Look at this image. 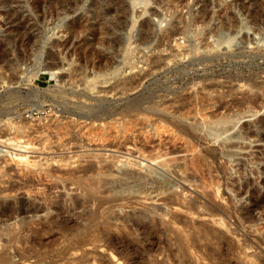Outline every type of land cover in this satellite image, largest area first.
<instances>
[{
	"label": "rangeland",
	"instance_id": "obj_1",
	"mask_svg": "<svg viewBox=\"0 0 264 264\" xmlns=\"http://www.w3.org/2000/svg\"><path fill=\"white\" fill-rule=\"evenodd\" d=\"M129 1L0 0V264H264V0Z\"/></svg>",
	"mask_w": 264,
	"mask_h": 264
},
{
	"label": "bare ground",
	"instance_id": "obj_2",
	"mask_svg": "<svg viewBox=\"0 0 264 264\" xmlns=\"http://www.w3.org/2000/svg\"><path fill=\"white\" fill-rule=\"evenodd\" d=\"M136 2H138V3H142V4H146L147 2H148V0H135ZM243 27H245L244 25H242ZM231 40L230 39H227V43L229 44V42H230ZM16 98V97H15ZM213 130V129H212ZM211 129H210V133L212 134L213 133V131L214 132H216L217 131V133L218 132H220L219 130H217L216 128L212 131ZM209 131V130H208ZM212 131V132H211ZM221 132H222V130H221ZM208 133V132H207ZM209 133V134H210ZM214 134V133H213ZM218 135V134H217ZM161 163V162H160ZM128 172H130V171H128ZM125 173V172H124ZM133 173V172H132ZM132 173L130 174V175H132ZM101 174H102V172H101ZM104 174V173H103ZM134 174V173H133ZM110 175H112V174H110ZM109 175V177H111ZM124 175V174H123ZM96 176H99V174L97 173V175ZM101 176V175H100ZM125 176V175H124ZM135 176V175H134ZM102 177V176H101ZM107 177V176H106ZM109 177H107L108 179H109ZM119 177V176H118ZM133 177V176H132ZM136 177V176H135ZM139 177H141L140 176V174H139ZM138 177V178H139ZM113 178V177H112ZM122 178V177H121ZM126 178V177H125ZM130 178V177H129ZM96 179V178H95ZM102 179V178H101ZM133 179V178H132ZM131 179V180H132ZM135 179H137V178H135ZM104 180V179H103ZM114 180V179H113ZM122 180V179H121ZM125 180V179H124ZM128 180V179H127ZM93 181V180H92ZM96 181V180H95ZM94 181V182H95ZM108 181V180H107ZM126 181V180H125ZM124 181V182H125ZM128 181H130V180H128ZM139 180H137V182H138ZM105 182V181H104ZM109 182H112V180L110 179V181ZM108 182V183H109ZM117 182V181H116ZM121 182V181H120ZM134 182V181H133ZM88 183V182H87ZM93 183V182H92ZM91 183V184H92ZM98 183V182H97ZM97 183H96V185H97ZM141 183V182H140ZM139 183V184H140ZM81 185H82V183H80ZM114 184H115V182H114ZM113 184V185H114ZM86 186L87 185H89V184H85ZM120 185V184H119ZM89 186H91V185H89ZM94 185L92 184V187H93ZM116 186V185H115ZM141 186V185H140ZM143 186V185H142ZM82 187H84V189H85V191L86 192H89L91 189L89 188V187H85V186H83L82 185ZM97 187V186H96ZM104 187H105V185H104ZM109 187V186H108ZM114 187V186H113ZM120 187V186H119ZM94 188H95V186H94ZM101 188V187H100ZM110 188V187H109ZM116 188V187H115ZM98 189V188H97ZM93 190V189H92ZM106 190V189H105ZM95 191V190H94ZM94 191H93V193H94ZM91 192V191H90ZM89 192V193H90ZM97 192V191H96ZM95 192V193H96ZM89 193H88V195H89ZM92 193V192H91ZM90 193V194H91ZM93 193H92V195H93ZM90 196V195H89ZM89 196H87V197H89ZM92 197L93 196H91V199H92ZM86 199V198H85ZM88 199H90V198H87V200ZM90 199V200H91ZM166 199V198H165ZM171 199V198H170ZM90 200H89V202H90ZM94 201H95V198H94ZM102 201V200H101ZM101 201H99V202H101ZM92 202V201H91ZM105 202V201H104ZM165 202H171V200L169 201V200H164V204H167V203H165ZM173 202V201H172ZM98 204V203H97ZM172 204V203H171ZM99 205V204H98ZM97 205V206H98ZM2 206V205H1ZM11 205H9V206H7V207H1L0 208V214H2L5 218L8 216H11L12 214H26V213H36V212H38V209L39 208H37V207H31V206H28V205H26L22 200H20L19 202H18V205H16V207H14V208H11L10 207ZM34 206V205H33ZM101 206V205H100ZM39 207V206H38ZM55 207V206H54ZM147 208V207H146ZM43 210V209H42ZM142 210H146V209H142ZM141 210V211H142ZM49 211V210H48ZM148 208H147V210L146 211H144V213H141V214H138L139 216L137 217V216H135L136 217V220L134 221V224H135V231H138L139 233H141V235H142V237L144 236V238L145 239H151L152 240V238H154V240H155V236L153 237V234L155 233L152 229L153 228H151L149 225L150 224H147V222H146V218H148L147 216H149V215H147V213H148ZM49 213H50V211H49ZM150 213V212H149ZM147 216H146V215ZM96 214H92V216H95ZM23 216V215H22ZM146 216V217H145ZM10 218V217H9ZM55 218V217H54ZM58 218V217H57ZM8 219V218H7ZM53 219V218H52ZM59 219V218H58ZM56 220V221H52V224H53V228H54V226L56 227V228H58L60 231H62V232H64V235H68L71 231H73V229H72V227L73 226H71V224L72 225H76V223H73L72 222V220H71V218H69V217H67V218H60L59 220ZM73 219V218H72ZM149 219V218H148ZM147 219V220H148ZM51 219L49 218V223H51V221H50ZM145 222H146V224H145ZM149 223V222H148ZM45 224V223H44ZM55 224V225H54ZM74 225V226H75ZM79 225V224H78ZM78 225H76V226H78ZM21 226V225H20ZM84 225H82V228H84L83 227ZM86 226V225H85ZM47 227V226H46ZM49 227V226H48ZM51 227V226H50ZM49 227V228H50ZM79 227V226H78ZM88 227V226H87ZM86 227V228H87ZM133 227V228H134ZM48 229V228H47ZM75 229H78V231H79V228H76L75 227ZM80 229H81V227H80ZM54 230H57V229H54ZM77 231V232H78ZM81 231V230H80ZM76 232V230H75V233H77ZM72 234L74 233V232H71ZM70 233V234H71ZM74 233V234H75ZM140 235V236H141ZM69 237V236H68ZM71 237V236H70ZM74 237H76V236H74ZM63 238H66V236L65 237H63ZM72 238V237H71ZM144 239V240H145ZM150 240V241H151ZM25 242H26V240H24ZM140 241H142V238H141V240ZM146 241H149V240H146ZM143 242V241H142ZM145 242V241H144ZM22 243H23V241H22ZM149 243H151V242H149ZM145 244H147L146 242H145ZM147 246V245H146ZM24 256V258L26 257L25 255H23ZM23 256H22V258H23ZM82 258V257H81Z\"/></svg>",
	"mask_w": 264,
	"mask_h": 264
},
{
	"label": "water",
	"instance_id": "obj_3",
	"mask_svg": "<svg viewBox=\"0 0 264 264\" xmlns=\"http://www.w3.org/2000/svg\"><path fill=\"white\" fill-rule=\"evenodd\" d=\"M129 5H130V7H133V6H135V5H138V6H141L142 8H145L146 6H147V3L146 4H142V3H138V2H136L135 0H130L129 1ZM226 40H227V36H225V35H221L220 37H219V41L221 42V43H224V44H228L227 42H226Z\"/></svg>",
	"mask_w": 264,
	"mask_h": 264
}]
</instances>
